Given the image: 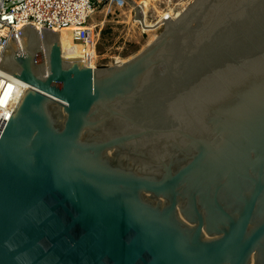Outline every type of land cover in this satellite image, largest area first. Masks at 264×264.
Instances as JSON below:
<instances>
[{"label":"water","instance_id":"95a60500","mask_svg":"<svg viewBox=\"0 0 264 264\" xmlns=\"http://www.w3.org/2000/svg\"><path fill=\"white\" fill-rule=\"evenodd\" d=\"M160 22L100 67L13 29L0 69L27 87L0 134V264H264V0Z\"/></svg>","mask_w":264,"mask_h":264},{"label":"built area","instance_id":"2783aa9c","mask_svg":"<svg viewBox=\"0 0 264 264\" xmlns=\"http://www.w3.org/2000/svg\"><path fill=\"white\" fill-rule=\"evenodd\" d=\"M109 3L123 7L126 0H0V59L16 30L19 45V31L24 25L32 24L42 28L72 31L74 41L82 46L85 65L93 67V49H96L97 24L91 15L102 5ZM90 62V63H89ZM95 63H97V58ZM96 66V64H95ZM22 80L0 69V134L10 121L22 94L27 87Z\"/></svg>","mask_w":264,"mask_h":264},{"label":"rangeland","instance_id":"374dc122","mask_svg":"<svg viewBox=\"0 0 264 264\" xmlns=\"http://www.w3.org/2000/svg\"><path fill=\"white\" fill-rule=\"evenodd\" d=\"M133 1L143 10V23L135 19V8L130 2L123 7L106 3L91 15L90 20L97 24L96 49H93V59L89 62L92 66H109L130 59L163 30L160 21L164 17L182 12L193 0ZM66 56L63 53V57Z\"/></svg>","mask_w":264,"mask_h":264},{"label":"bare ground","instance_id":"6f19581e","mask_svg":"<svg viewBox=\"0 0 264 264\" xmlns=\"http://www.w3.org/2000/svg\"><path fill=\"white\" fill-rule=\"evenodd\" d=\"M181 12H177L174 13L173 17H177ZM169 16V15H168ZM165 18V17H164ZM161 25V24H160ZM156 37V36H155ZM154 37V38H155ZM152 38V40L154 39ZM60 39H61V43H62V47H63V53H65L67 56L65 59L67 60H73L76 59L77 57H81L82 56V46L77 44L74 39H73V35H72V31L70 30H63L60 33ZM41 40V39H40ZM151 40V41H152ZM42 41V40H41ZM150 41V42H151ZM149 42V43H150ZM96 67V66H93ZM26 85V83H24V86ZM27 86V85H26Z\"/></svg>","mask_w":264,"mask_h":264},{"label":"crops","instance_id":"0c3cea01","mask_svg":"<svg viewBox=\"0 0 264 264\" xmlns=\"http://www.w3.org/2000/svg\"><path fill=\"white\" fill-rule=\"evenodd\" d=\"M117 7H120V6H117Z\"/></svg>","mask_w":264,"mask_h":264}]
</instances>
